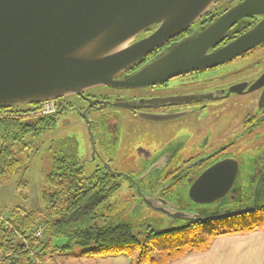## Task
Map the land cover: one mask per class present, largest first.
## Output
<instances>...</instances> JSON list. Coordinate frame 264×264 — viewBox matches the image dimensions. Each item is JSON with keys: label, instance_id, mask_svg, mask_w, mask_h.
Masks as SVG:
<instances>
[{"label": "flooded vegetation", "instance_id": "af4514ba", "mask_svg": "<svg viewBox=\"0 0 264 264\" xmlns=\"http://www.w3.org/2000/svg\"><path fill=\"white\" fill-rule=\"evenodd\" d=\"M243 1L219 0L188 31L163 43L117 79L134 75L174 45L210 27ZM159 27L141 35L135 43L150 37ZM255 29L264 35L263 15L236 21L207 54L225 50ZM69 98L55 102L56 112L51 116L55 118L56 128L59 116L67 113L83 121L87 131L86 122L89 121L93 134V142L90 137L91 158L83 160L79 156L84 162L82 165L97 163V170L114 176L120 189L123 182H129L134 201L153 200L164 210L174 204L195 222L204 215L220 217L250 207L253 210L248 215H251L264 203V38L228 62L175 77L159 86L140 90L107 88L101 96L89 91L75 96L77 100L73 103L67 100ZM121 103L126 104L127 109L116 107ZM242 108L247 109V114L241 121H225L231 123L225 133L228 140L211 147V137L207 140L201 137L203 133L207 136L216 130L219 119L228 117L225 115L227 109L237 112ZM202 117L203 125L196 134L194 130L200 123L197 119ZM125 123L137 127L142 143L135 144L127 139L122 143L119 127ZM149 135L156 136V140L148 143ZM118 147H122L124 166L129 164L131 156L130 165H142L150 171L138 179L114 171L115 162L111 164L112 160H106V155H116ZM249 147L252 149L250 160L244 156L249 154L246 152ZM100 149L105 152L101 153ZM230 160L237 163L239 170L237 175L231 172L236 179L225 195L210 205L192 202L194 187L199 200L211 199L221 193L195 183L212 166ZM163 202L167 203L164 205ZM138 209L144 215L143 209L149 210L147 207ZM180 222L184 221L175 224Z\"/></svg>", "mask_w": 264, "mask_h": 264}, {"label": "water", "instance_id": "95a60500", "mask_svg": "<svg viewBox=\"0 0 264 264\" xmlns=\"http://www.w3.org/2000/svg\"><path fill=\"white\" fill-rule=\"evenodd\" d=\"M218 1L0 0V108L42 105L98 88L155 87L178 76L219 66L260 43L264 35L255 29L225 50L207 54L236 21L264 16V0H245L134 75L117 79L163 43L188 31ZM156 26L160 27L150 37L135 43ZM116 107L127 109L124 103ZM86 123L93 142L91 124ZM238 170L232 160L209 168L195 184L221 193L199 200L194 187L192 202L214 204L236 179L231 172L237 175ZM139 203L137 208L147 207L170 223L194 220L174 204L164 210L153 200ZM252 210L250 207L218 218L239 217Z\"/></svg>", "mask_w": 264, "mask_h": 264}, {"label": "trees", "instance_id": "16d2710c", "mask_svg": "<svg viewBox=\"0 0 264 264\" xmlns=\"http://www.w3.org/2000/svg\"><path fill=\"white\" fill-rule=\"evenodd\" d=\"M31 110L1 109L4 145L0 150V185L22 172L12 145L28 135L40 138L54 131V116H30ZM11 114L15 115L13 117ZM53 167L45 178L40 212H13L0 216V264H50L58 256L81 250L89 259L127 258L130 264H172L185 257L211 250L216 239L264 231V203L251 215L231 218L208 217L184 225L154 220L139 209L120 219L110 200L120 190L115 177L99 170L88 178L79 158L75 139L54 142ZM116 213V216H115ZM250 214V213H249ZM107 221L105 226L99 223ZM105 223V222H104ZM42 238H37L38 228ZM64 241V245L58 242Z\"/></svg>", "mask_w": 264, "mask_h": 264}, {"label": "rangeland", "instance_id": "374dc122", "mask_svg": "<svg viewBox=\"0 0 264 264\" xmlns=\"http://www.w3.org/2000/svg\"><path fill=\"white\" fill-rule=\"evenodd\" d=\"M106 89L107 88H98L92 90V92H94V94L97 96H101L102 94L106 93ZM67 100L73 103L77 99L75 97H71ZM20 109L31 110L33 109V107L27 106L21 107ZM225 112V115H227L228 117L223 119V116L219 119L220 122L217 124L216 130L213 133L208 134L207 136L205 133H203L201 136L202 138L206 137V140L209 136L211 137L209 143L211 147L220 145L224 141L229 139V137L226 138L225 133L228 126L231 124L230 121H241L246 116L247 109L242 108L237 112L234 109H227ZM0 114L9 115L8 113ZM129 119L130 121L132 120L131 117H129ZM197 120L200 123L197 124L198 127L196 128V130H194V133L196 134L199 132L201 125H203L204 118L202 117ZM227 120L230 121L225 123V121ZM212 121L215 120H213L212 118ZM238 123L240 124V122ZM57 124V128H55L54 131H48L40 138L28 135L24 140H22V142L12 145V152L14 153L15 157L21 162L22 172L15 175V177L10 182L4 185H0V216H2V218L12 216L11 213L13 212H21L23 214L27 212L37 213L45 209L44 201L42 198V188L44 186L46 176L50 174L53 167L52 158L54 150H50L54 142L67 138H73L79 144V156L83 160H88L91 158V140L84 122L81 121L77 116L67 113L59 116ZM239 124H237V126ZM119 132H121L122 143L125 139L135 144H138L139 142L142 143L141 133L138 132L137 127H135L133 124H121L119 127ZM147 139L148 143H152L156 140V136L149 135L147 136ZM3 145V131H1L0 129V150L2 149ZM100 151L101 153L105 152L103 149H100ZM251 151L252 149L251 147H249L246 150V152L249 154L244 155L246 156V158H248V160H250L249 155ZM121 152L122 147H118L115 149L116 155H106V160H112L111 164L115 162V164L112 166L114 171L122 175L133 176L134 179L142 178V176L150 171V168L148 169L147 167L142 165H130L132 160L131 156L129 157V164L124 166L123 161H125V157ZM97 166L98 164L93 162H87V164H85L86 176L88 178H90L94 174V172L99 169ZM130 185L131 184L129 182H123L121 189L110 200V204L118 208L117 212L124 209L123 212H119L120 219L126 218L130 214H133L139 203L138 200L134 201L135 199L132 195L133 190L130 188ZM143 211L145 212L144 216L146 218L154 220L161 219L162 222L164 221L165 226L169 225V221L166 217L147 209H143ZM104 222L99 223V226H105V224H107V221ZM179 224L184 225L185 222H180ZM58 244L64 245L65 242L60 241L58 242ZM83 254L84 252L81 250H73L67 255L58 256L55 259L54 263L50 264H86L85 262H87L89 258L84 257ZM90 260H96L97 262V260L102 259ZM110 260L112 264H130L129 259L123 257H121V259L116 258V260Z\"/></svg>", "mask_w": 264, "mask_h": 264}, {"label": "crops", "instance_id": "0c3cea01", "mask_svg": "<svg viewBox=\"0 0 264 264\" xmlns=\"http://www.w3.org/2000/svg\"><path fill=\"white\" fill-rule=\"evenodd\" d=\"M85 263L112 264L110 259L97 260V262L88 259ZM172 264H264V231L245 236L218 238L210 251L189 255Z\"/></svg>", "mask_w": 264, "mask_h": 264}, {"label": "built area", "instance_id": "2783aa9c", "mask_svg": "<svg viewBox=\"0 0 264 264\" xmlns=\"http://www.w3.org/2000/svg\"><path fill=\"white\" fill-rule=\"evenodd\" d=\"M56 112V106H55V102H47L42 104L41 108L38 111H35L33 113L30 114V116H51ZM13 117H16L15 115L11 114ZM8 115H1L0 117H6ZM43 236V228L39 227L38 231H37V238H42Z\"/></svg>", "mask_w": 264, "mask_h": 264}]
</instances>
